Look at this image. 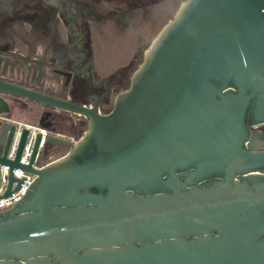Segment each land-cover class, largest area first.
I'll return each mask as SVG.
<instances>
[{"label": "water", "instance_id": "water-1", "mask_svg": "<svg viewBox=\"0 0 264 264\" xmlns=\"http://www.w3.org/2000/svg\"><path fill=\"white\" fill-rule=\"evenodd\" d=\"M0 94L88 119L71 141L0 96L2 197L14 168L36 174L0 209V264H264V0H183L106 113L95 95ZM55 144L70 149L36 166Z\"/></svg>", "mask_w": 264, "mask_h": 264}, {"label": "flooded vegetation", "instance_id": "flooded-vegetation-1", "mask_svg": "<svg viewBox=\"0 0 264 264\" xmlns=\"http://www.w3.org/2000/svg\"><path fill=\"white\" fill-rule=\"evenodd\" d=\"M182 1L0 0V79L47 94L57 92L59 97L86 105H91V101L95 100L92 95H95L101 98L98 102L99 110L106 113L112 108L111 98L127 87L123 85V81L127 80L121 76L115 79L95 73V84L90 67V63L97 61L93 51V30L105 21L116 26L133 27L117 19L130 8L135 11L147 9L152 17L159 19L155 8H172L171 4L174 3L175 13ZM122 4L125 8H122ZM14 75L21 77L20 80L14 79ZM58 78H61L60 88ZM101 78L105 82L99 81ZM0 96L10 106L7 115L19 119L14 116L15 109L28 111L34 115L35 122L43 118L42 123L48 124L51 131L71 141L76 140L66 136L59 128L69 123L70 128L76 132L78 127L88 124L84 116L75 117V114L56 111L6 94ZM64 146L67 145H52L42 161L53 160Z\"/></svg>", "mask_w": 264, "mask_h": 264}, {"label": "rangeland", "instance_id": "rangeland-1", "mask_svg": "<svg viewBox=\"0 0 264 264\" xmlns=\"http://www.w3.org/2000/svg\"><path fill=\"white\" fill-rule=\"evenodd\" d=\"M171 7L172 8H155V14L160 17L159 19H156L154 16L152 17V14L147 9L135 11L130 8L125 10L124 14L118 16L117 19H120L122 22H127L128 25H133L134 28L130 26H116L109 21H105L102 26L94 29L92 32L94 43L93 51L97 59L94 63L95 73L100 76L112 77L115 79L121 76L128 82L123 81V85L125 84V86H128L129 77L142 61L144 50L149 47L154 37L166 24L167 19L172 17L176 4H171ZM122 8H125V5L122 4ZM133 55H136L135 58L132 57ZM13 78L20 80L21 77L14 75ZM60 87L61 78H58V88ZM51 92L53 93L52 90ZM52 95L57 96L58 94L55 92ZM16 112L18 115L32 116L34 121V115L32 113L15 109L14 116H16ZM78 116L79 115H75V117ZM18 117L22 120L21 116ZM86 127V124L81 125L77 128L76 132H74V130L70 128L69 123H64L59 129L61 132L63 131L62 133L66 136L78 140L86 130ZM68 151L69 147L64 146L53 159Z\"/></svg>", "mask_w": 264, "mask_h": 264}, {"label": "built area", "instance_id": "built-area-1", "mask_svg": "<svg viewBox=\"0 0 264 264\" xmlns=\"http://www.w3.org/2000/svg\"><path fill=\"white\" fill-rule=\"evenodd\" d=\"M24 127H29L26 124H19L17 131L19 134L22 131V128ZM40 131L46 135L47 134V129L45 128H40ZM34 139H35V133L30 132L25 146L23 148V152L21 155V163L23 164H29L30 157L33 152V147H34ZM17 143L18 139L17 137H14V140L11 144V148L8 154V157L13 158L16 148H17ZM44 163L43 161L38 160L36 163V166H42ZM13 175L17 180H22L21 183L19 184V188L15 190L18 186V182L14 181L13 187H12V193L11 195H8L6 197H2L3 194L5 193L8 183H9V167L7 165H1V170H0V209H6L11 206H13L15 203L19 202L27 193L29 187L31 184L34 182L36 178V174L23 170L22 168H14L13 170Z\"/></svg>", "mask_w": 264, "mask_h": 264}, {"label": "crops", "instance_id": "crops-1", "mask_svg": "<svg viewBox=\"0 0 264 264\" xmlns=\"http://www.w3.org/2000/svg\"><path fill=\"white\" fill-rule=\"evenodd\" d=\"M16 116H17V117H18V116H21L22 121H24V122H25V121L27 122V120H28V121H32V120H33V119H32V116H29V117H28V116H24V115H20V114L18 115L17 112H16Z\"/></svg>", "mask_w": 264, "mask_h": 264}]
</instances>
